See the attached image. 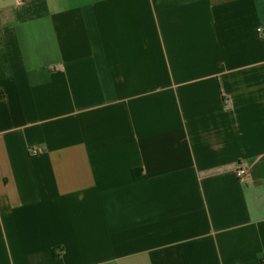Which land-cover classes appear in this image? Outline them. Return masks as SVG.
<instances>
[{"label":"crops","instance_id":"0c3cea01","mask_svg":"<svg viewBox=\"0 0 264 264\" xmlns=\"http://www.w3.org/2000/svg\"><path fill=\"white\" fill-rule=\"evenodd\" d=\"M0 264H264V0H0Z\"/></svg>","mask_w":264,"mask_h":264},{"label":"built area","instance_id":"2783aa9c","mask_svg":"<svg viewBox=\"0 0 264 264\" xmlns=\"http://www.w3.org/2000/svg\"><path fill=\"white\" fill-rule=\"evenodd\" d=\"M248 175V171H247V168L239 165L237 166V168L235 169V176L238 178V179H243V178H246Z\"/></svg>","mask_w":264,"mask_h":264},{"label":"trees","instance_id":"16d2710c","mask_svg":"<svg viewBox=\"0 0 264 264\" xmlns=\"http://www.w3.org/2000/svg\"><path fill=\"white\" fill-rule=\"evenodd\" d=\"M135 174H136V173H133V176H134V177H138V176H135Z\"/></svg>","mask_w":264,"mask_h":264}]
</instances>
